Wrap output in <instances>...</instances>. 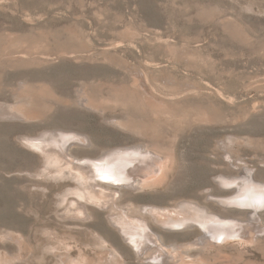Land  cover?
<instances>
[{
	"label": "rangeland",
	"instance_id": "1",
	"mask_svg": "<svg viewBox=\"0 0 264 264\" xmlns=\"http://www.w3.org/2000/svg\"><path fill=\"white\" fill-rule=\"evenodd\" d=\"M0 264H264V0H0Z\"/></svg>",
	"mask_w": 264,
	"mask_h": 264
},
{
	"label": "bare ground",
	"instance_id": "2",
	"mask_svg": "<svg viewBox=\"0 0 264 264\" xmlns=\"http://www.w3.org/2000/svg\"><path fill=\"white\" fill-rule=\"evenodd\" d=\"M117 163V162H116ZM87 167V166H86ZM90 170V169H89ZM96 172L98 175L102 176L104 179H112V177H117V178H124V172L125 170H123L121 167L115 166V167H111L110 165H108L107 163L104 164L101 167H98V169H94L93 173ZM85 173V172H84ZM92 173V172H91ZM87 175V174H86ZM88 177V176H87ZM91 176H89L90 178ZM98 177V176H97ZM93 179V178H92ZM116 180V179H115ZM127 180V179H126ZM118 181V179H117ZM92 183V182H91ZM251 186V185H249ZM248 186V187H249ZM107 189V188H106ZM248 190V189H247ZM250 191V190H249ZM248 191V192H249ZM253 193H255L253 191ZM261 193V192H260ZM246 196V195H245ZM114 197V196H113ZM247 197V196H246ZM255 200L258 198V196H254ZM104 201V200H103ZM258 201L259 198H258ZM205 221H207V219H200L199 221H197L200 226L202 227V229H204L209 236H212L213 238H221L222 236L227 235V233L230 231L225 229L222 224L221 227L214 225L213 223H211L212 226H207V224L205 223ZM189 221L185 220L183 222H181V224H173V227H180V226H186ZM189 226V225H187ZM147 235L143 234V232H135L133 234L130 235L131 240L137 244L141 250L142 249H147L148 252L153 251V253L156 254V252L161 251V246H153L151 243V239L148 237H146ZM162 242L164 243V239L161 237ZM152 245V247H151ZM178 249V248H177ZM181 250V249H180ZM153 255V254H152ZM165 258V257H164ZM166 261H169V257L166 258Z\"/></svg>",
	"mask_w": 264,
	"mask_h": 264
}]
</instances>
